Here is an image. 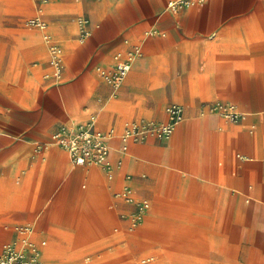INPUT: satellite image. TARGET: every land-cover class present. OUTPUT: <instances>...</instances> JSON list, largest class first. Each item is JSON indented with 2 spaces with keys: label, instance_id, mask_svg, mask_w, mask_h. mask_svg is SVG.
<instances>
[{
  "label": "crops",
  "instance_id": "1",
  "mask_svg": "<svg viewBox=\"0 0 264 264\" xmlns=\"http://www.w3.org/2000/svg\"><path fill=\"white\" fill-rule=\"evenodd\" d=\"M27 3L32 9L0 2V251L15 225L34 222L47 264H264V0H206L177 13L168 0ZM38 7L63 47L59 82L45 77L48 45L27 25ZM78 16L91 21L84 43ZM126 39L142 42L143 53L113 95L96 67L109 66ZM177 89L184 104H170L184 106V119L172 138L132 142L112 180L99 166H75L62 147L38 148L91 114L98 128L118 132L140 117L166 121L163 105ZM111 99L117 111L107 116ZM216 101L247 118L231 123L208 112ZM123 144L112 139L113 162ZM140 158L150 178L126 172L144 170ZM126 173L154 210L133 230L124 215L135 206L114 196ZM144 233L153 235L149 246Z\"/></svg>",
  "mask_w": 264,
  "mask_h": 264
},
{
  "label": "built area",
  "instance_id": "2",
  "mask_svg": "<svg viewBox=\"0 0 264 264\" xmlns=\"http://www.w3.org/2000/svg\"><path fill=\"white\" fill-rule=\"evenodd\" d=\"M39 4H45L49 0H36ZM206 0H168L166 10L177 13L184 8H189L205 3ZM90 19L78 16L76 19L79 41L84 43L91 36ZM27 25L37 28L49 50V65L51 71L45 74L46 78H54L61 81L64 70L63 47L49 30V23L43 16V8L38 7L34 16L27 20ZM154 34V29L146 32V36ZM128 46L124 50L117 51L113 56V62L109 66L98 65V76L114 89V94L125 81L135 61L143 53V43H131L125 40ZM208 112L219 114L226 121L238 123L247 118V113L241 111L235 104L216 101L206 108ZM167 120L158 121L153 118L140 117L126 121L122 131L115 128L100 129L97 127V114L78 124H62L51 134L50 141L38 148L57 145L65 149L75 166H99L106 171L107 177L112 180L117 170L123 167V157L128 152V142H144L149 137L166 139L172 136L175 126L184 119V106L179 103H171L166 108ZM118 137L124 144L120 150V156L113 162L110 158L112 139ZM116 198L132 204L135 209L130 215H124L129 220L131 230L138 227L144 220L145 215L151 208L147 199L137 196L132 185V175H124L122 189L115 193ZM16 237L6 242L0 251V264H47L43 257V247L46 241L34 239L36 224L29 222L15 225ZM152 258L142 259L138 264H147Z\"/></svg>",
  "mask_w": 264,
  "mask_h": 264
},
{
  "label": "rangeland",
  "instance_id": "3",
  "mask_svg": "<svg viewBox=\"0 0 264 264\" xmlns=\"http://www.w3.org/2000/svg\"><path fill=\"white\" fill-rule=\"evenodd\" d=\"M19 1V9H22L23 8V4H24V2L27 4L26 5V8L25 9H32V7L30 6V5H28V3H27V0H18ZM0 2L2 3V5H5V6H7V5H9L8 4V0H0ZM53 7L55 8V7H58V9H59V2H55V4H53ZM23 21V20H22ZM159 33V30L157 29V28H154V34H158ZM132 69V68H131ZM130 72H131V70H130ZM127 79V78H126ZM126 79H125V81H126ZM3 81L4 82H7V79H3ZM54 83H57L56 81H54V80H52ZM125 81H124V83H125ZM93 83V80H92V82H91V84ZM124 83L122 84V87H123V85H124ZM175 83L177 84V83H179V84H183V79L182 78H180V79H176V81H175ZM95 85L97 86L98 85V82L96 81L95 82ZM183 96H185L184 95V93L183 92H181V91H179V89H177V91L175 92V93H171L170 95H169V98H170V100H167V102L163 105V110L164 109H166L167 108V106L170 104V102H173V101H179V102H181L182 104H184V102L183 101H181V98L183 97ZM139 97V96H138ZM143 98V97H142ZM168 98V99H169ZM111 100H115V99H111ZM113 104H111L110 106H109V108H108V111H107V116L108 115H111L112 116V114L115 112V111H117V110H115V109H117L116 107H115V101L114 102H112ZM126 112H130V113H135V111L133 110V108H130V107H127L126 109H124ZM142 112H151V111H148V110H142L140 113H142ZM173 135V134H172ZM172 137H170L169 139H171ZM168 139V140H169ZM167 141V140H166ZM129 143L130 144H132V141H129ZM130 144H128V148H129V145ZM133 154H136V155H138L135 151H133ZM137 160H139V158H137ZM140 160H141V162L142 163H144V165H145V169L144 170H139L138 172H136L135 170H126V172H132L133 174H136V175H140L141 176V174L142 173H145L146 174V178H150L151 176H152V170L150 169V166H149V164L150 163H148L147 162V160L146 159H142V158H140ZM136 172V173H135ZM161 172V171H160ZM159 176V174H157L155 177L157 178ZM159 182H161V181H159ZM160 187H163V188H165V192L164 193H162V195L163 196H167L166 195V192H167V190H168V185H167V183L165 184V185H163V186H160ZM154 188L156 189V187L154 186ZM154 188L152 187V186H149V189H151V190H154ZM175 196H178V195H175ZM181 196V195H180ZM150 199H151V201L153 202V199H152V197L150 196L149 197ZM179 198H181V197H179ZM246 198H249V196H247ZM132 212V211H131ZM130 211H128L127 212V215L129 216L130 215V213H131ZM152 212H154V210H149L147 213L148 214H150V213H152ZM132 235V234H131ZM131 235L129 234L128 235V242H129V245H131L133 242H136V239H134V237H131ZM140 239H142V244H143V246H149V245H151V243H152V240H153V235H151V234H147V233H144L143 235H142V237L140 238ZM140 242H141V240H139ZM170 243H167V242H163V245H169Z\"/></svg>",
  "mask_w": 264,
  "mask_h": 264
},
{
  "label": "bare ground",
  "instance_id": "4",
  "mask_svg": "<svg viewBox=\"0 0 264 264\" xmlns=\"http://www.w3.org/2000/svg\"><path fill=\"white\" fill-rule=\"evenodd\" d=\"M179 125V123L176 125V126H178ZM176 126H175V129H176ZM175 132V131H174ZM170 137H172V136H170ZM169 137V138H170ZM169 138H166V139H169ZM128 144H130L129 142H128ZM130 148H131V144L129 145V151H130ZM37 239V238H36ZM45 247V246H44Z\"/></svg>",
  "mask_w": 264,
  "mask_h": 264
}]
</instances>
